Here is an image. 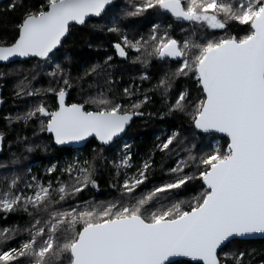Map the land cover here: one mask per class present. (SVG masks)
<instances>
[{"label": "trees", "instance_id": "16d2710c", "mask_svg": "<svg viewBox=\"0 0 264 264\" xmlns=\"http://www.w3.org/2000/svg\"><path fill=\"white\" fill-rule=\"evenodd\" d=\"M175 1L185 16L171 11L168 0H114L99 18L71 26L48 59L0 66V134L6 136L0 156V264H73L72 246L89 224L134 214L150 222L173 219L203 203L209 192L205 173L230 152L226 137L195 126L205 100L197 66L209 48L250 37L251 20L264 0H219L222 7L208 11V0ZM50 3L4 1L0 45L14 43L24 19L47 11ZM250 3L256 11L247 19ZM206 12L223 26L211 28L198 18ZM169 42L178 44L179 57L161 56ZM60 97L88 111L141 116L110 146L91 140L81 149H61L47 132V113ZM125 139L134 152L120 163ZM77 150L83 162L71 169ZM128 175L140 180L125 186ZM39 183L48 190L35 198ZM4 198L13 204L3 206ZM219 261L264 264V238L233 239Z\"/></svg>", "mask_w": 264, "mask_h": 264}, {"label": "water", "instance_id": "95a60500", "mask_svg": "<svg viewBox=\"0 0 264 264\" xmlns=\"http://www.w3.org/2000/svg\"><path fill=\"white\" fill-rule=\"evenodd\" d=\"M6 0H0V6ZM114 0H57L26 17L17 40L0 45V66L48 59L74 24L99 18ZM246 40L209 48L197 66L205 100L196 128L229 140L230 154L203 177V203L177 217L154 222L134 214L85 226L72 246L73 264H170L179 259L219 264L233 239L264 238V1ZM5 104L0 90V111ZM57 148L81 149L91 140L110 146L122 139L140 112L88 111L60 97L47 113ZM6 136L0 134V156Z\"/></svg>", "mask_w": 264, "mask_h": 264}, {"label": "rangeland", "instance_id": "374dc122", "mask_svg": "<svg viewBox=\"0 0 264 264\" xmlns=\"http://www.w3.org/2000/svg\"><path fill=\"white\" fill-rule=\"evenodd\" d=\"M54 1H57V0H51V2H54ZM168 1H171V2L168 3V6H169L170 9L173 10V12L176 15L185 16V13L181 12L180 5L178 4L177 1H175V0H168ZM203 4H204V1H203ZM217 7H222V5H221L219 0H208L204 4V8L206 9V11L214 10ZM248 7H249V9L245 13V17L247 19L252 16V8H253V11H256V8H255L254 4L252 6V3H250ZM198 18L208 22V24H209V26L211 28H220V27L223 26L222 23L217 18V16L215 14H213L212 12H206V13H204V15L198 16ZM160 53H161V56H163V57H171V58H177V57H179L181 55V52H180V50L178 48V44L176 42H169V43H166V44L162 45ZM105 111H107V110H105ZM110 111H117V110H110ZM170 140H171V135H169L164 140L163 143L161 142L163 147H166L167 144L170 142ZM121 145H122V149H121V153H120L119 162L120 163H125V162L131 160L132 154H133L134 151H133V149H131L132 146H131V140L130 139L123 140L121 142ZM229 152H230V149H229ZM83 157H84V153L81 150H77L73 154V158L70 161L69 165H67V166L71 167V169H72V167H74V164H81L83 162V160H82ZM146 159H147V157L144 156V160L143 161L146 162L147 161ZM54 167H55V162H53V164L50 166V169H53ZM138 180H140V179H137L133 175H128L126 177V179L124 180V185L125 186H127V185H131L132 186ZM47 190H48L47 185H43L42 183H39V185L37 186V189H36L34 197L35 198H40L43 194L46 193ZM3 204H4L3 206L10 207L13 204V201L10 200L9 198H4L3 199ZM164 218L165 217H163L161 219H164Z\"/></svg>", "mask_w": 264, "mask_h": 264}, {"label": "flooded vegetation", "instance_id": "af4514ba", "mask_svg": "<svg viewBox=\"0 0 264 264\" xmlns=\"http://www.w3.org/2000/svg\"><path fill=\"white\" fill-rule=\"evenodd\" d=\"M166 4H167V6H168V2H167ZM171 11H173V10L171 9Z\"/></svg>", "mask_w": 264, "mask_h": 264}]
</instances>
